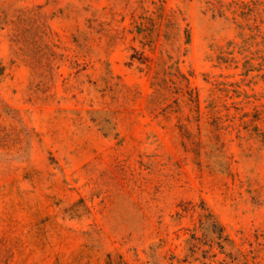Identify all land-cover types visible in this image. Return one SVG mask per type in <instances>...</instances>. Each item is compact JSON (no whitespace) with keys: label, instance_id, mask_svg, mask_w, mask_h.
<instances>
[{"label":"rangeland","instance_id":"374dc122","mask_svg":"<svg viewBox=\"0 0 264 264\" xmlns=\"http://www.w3.org/2000/svg\"><path fill=\"white\" fill-rule=\"evenodd\" d=\"M0 264H264V0H0Z\"/></svg>","mask_w":264,"mask_h":264}]
</instances>
